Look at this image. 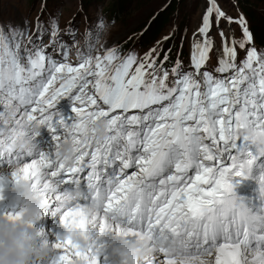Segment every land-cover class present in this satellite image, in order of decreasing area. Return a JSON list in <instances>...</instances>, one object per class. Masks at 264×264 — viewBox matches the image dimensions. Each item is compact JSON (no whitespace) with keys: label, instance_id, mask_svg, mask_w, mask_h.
<instances>
[{"label":"snow or ice","instance_id":"6c2138e0","mask_svg":"<svg viewBox=\"0 0 264 264\" xmlns=\"http://www.w3.org/2000/svg\"><path fill=\"white\" fill-rule=\"evenodd\" d=\"M106 28L97 14L70 62L75 25L63 33L69 43L56 18L0 24V161L43 195L41 217L61 214L67 233L52 245L51 264H128L121 241L149 243L144 264H264V47L248 20L205 0L187 65L183 37L174 58L163 47L175 28L143 55L98 47ZM214 32L221 43L210 67ZM64 97L74 117L55 110ZM42 126L53 133L51 152L34 143ZM66 143L70 158L60 154ZM257 170L256 194H238ZM109 244L118 259L105 254Z\"/></svg>","mask_w":264,"mask_h":264},{"label":"rangeland","instance_id":"374dc122","mask_svg":"<svg viewBox=\"0 0 264 264\" xmlns=\"http://www.w3.org/2000/svg\"><path fill=\"white\" fill-rule=\"evenodd\" d=\"M220 3L234 17L242 13L249 22L256 44L264 47V0H220ZM204 4L205 0H0V24L9 21L20 23L26 19L34 26L37 16H40L45 26H49L51 20L56 18L62 35L75 25L76 43L69 53L70 62H74L77 49L86 43L90 22L96 18L97 14L103 17L107 25L99 38L98 47L99 45H122L125 50L135 48L140 55L156 45L157 41H162L163 37L168 36L175 28L177 30L175 36L172 40L164 42L163 47L165 50L172 47L173 51L170 55L174 58L175 52L180 50V39L183 37L182 59L187 65L190 63L192 34L200 24ZM113 8L115 10L110 12ZM232 27L235 29L236 36L239 37V27L236 25ZM185 29L186 36L183 35ZM142 32L144 34L139 36ZM213 35L216 47L210 53V67L216 64L217 48L221 43L220 37L215 32ZM130 36L131 40L128 39ZM63 40L70 43L67 35H63ZM45 42L47 43V38ZM2 109L1 104L0 110ZM55 110L66 118L75 115L72 112L70 97L61 98ZM44 127L42 126L39 131H42ZM39 137L41 138V134H36V146L39 144V149L46 151L41 147L42 139L38 141ZM25 161H30V158ZM1 165H3L2 161H0ZM6 169L9 168L6 167ZM55 233L52 231L50 234L51 239L48 245L51 250L56 241ZM52 259L53 257H50V261Z\"/></svg>","mask_w":264,"mask_h":264},{"label":"clouds","instance_id":"9594fccd","mask_svg":"<svg viewBox=\"0 0 264 264\" xmlns=\"http://www.w3.org/2000/svg\"><path fill=\"white\" fill-rule=\"evenodd\" d=\"M95 137L103 140L107 137V125L104 120L94 124ZM27 142H22L25 146ZM73 145H62L60 154L70 158ZM18 195L23 202V216L18 221H10L0 216V264H43L52 256L49 245L41 240L36 227L44 209V197L33 189L30 180L21 178L18 185ZM72 238L82 247L87 241L78 232L72 233ZM170 239H160L157 244L168 247ZM120 248L129 253L128 264H144L145 258L153 254L152 247L147 242L126 243L121 241Z\"/></svg>","mask_w":264,"mask_h":264},{"label":"bare ground","instance_id":"6f19581e","mask_svg":"<svg viewBox=\"0 0 264 264\" xmlns=\"http://www.w3.org/2000/svg\"><path fill=\"white\" fill-rule=\"evenodd\" d=\"M0 111H3V109ZM49 133L51 132L43 130L42 136L47 135ZM34 139H35V136H34ZM36 142L37 140L34 141L35 144ZM53 144H55L54 141H53ZM39 147L40 146L38 144L37 148ZM24 160H29V158L25 156ZM25 162H30V161H25ZM2 163H3V165H1L2 169H0V216L5 217L8 214H15V213L21 212L24 208V205L18 195L19 180H17L16 175H15L16 166H9V163H7L6 161H2ZM6 167L12 170H9V169L7 170ZM65 187H69V186L66 185ZM36 227L39 230L41 228L44 229V235H40L41 240L43 242L47 240L48 243H49V240L51 239L50 234L52 231L56 232L55 242L63 238L67 233V229L65 228L61 220V214L57 213L53 215L51 211H49L47 214H45L44 216L40 218V220L36 224ZM57 254H58V250H56L53 247L51 257L54 258ZM43 264H51L50 258L49 260L43 262Z\"/></svg>","mask_w":264,"mask_h":264},{"label":"trees","instance_id":"16d2710c","mask_svg":"<svg viewBox=\"0 0 264 264\" xmlns=\"http://www.w3.org/2000/svg\"><path fill=\"white\" fill-rule=\"evenodd\" d=\"M113 5H114V4H112V6H113ZM114 6H115V5H114ZM118 7H119V6H118ZM108 9H110V8H108ZM114 10H115V9L113 8L112 10H110V12H111V11H114ZM118 12H119V11H118Z\"/></svg>","mask_w":264,"mask_h":264}]
</instances>
